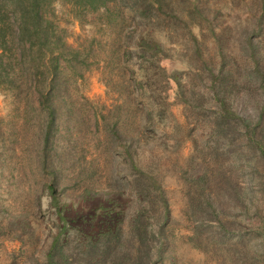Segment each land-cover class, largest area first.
I'll list each match as a JSON object with an SVG mask.
<instances>
[{
    "label": "rangeland",
    "instance_id": "obj_1",
    "mask_svg": "<svg viewBox=\"0 0 264 264\" xmlns=\"http://www.w3.org/2000/svg\"><path fill=\"white\" fill-rule=\"evenodd\" d=\"M63 3L57 24L89 64L46 144L47 111L0 90V264H51L54 243L66 264H134L138 215L154 234L149 264H264V155L241 125L215 150L211 124L223 102L261 115L264 133V75L247 86L249 41L264 73V0H149L106 31ZM219 69L225 95L209 84ZM95 239L111 249L88 263Z\"/></svg>",
    "mask_w": 264,
    "mask_h": 264
},
{
    "label": "trees",
    "instance_id": "obj_2",
    "mask_svg": "<svg viewBox=\"0 0 264 264\" xmlns=\"http://www.w3.org/2000/svg\"><path fill=\"white\" fill-rule=\"evenodd\" d=\"M57 0H0V90L12 93L15 98L23 101L25 107L31 109H42L47 111L49 118L45 125L43 135L44 144L50 138V128L55 123L57 108L60 106L59 100L65 97L64 88L68 81L76 82V78L81 76V68L87 67L88 56L85 47H72L67 44L66 32L57 24V17L53 3ZM64 5L70 7L73 15L81 22L85 23L92 17L91 24L99 26L103 31L108 30L117 21L128 24L126 17H123L122 10L134 9L136 5L149 7V0H139L141 3H132V0H62ZM158 3V1H157ZM132 18V14L129 15ZM130 20V19H129ZM251 55L253 59L251 73L243 84L250 80L254 81L263 77L264 73L259 65L256 56L255 46L249 41ZM217 74H213L209 81L214 94H226L231 84L228 79ZM225 76V75H224ZM66 103L74 106L75 102L69 98ZM64 101V104H65ZM222 104V105H221ZM221 106L216 114L211 118V124L216 130V148L219 145V138H225L237 132L236 125L243 128V137L249 146H257L264 155V133L261 128V115L254 117L243 116L229 104L221 102ZM231 138V137H230ZM201 179V177H200ZM137 192H141V180L136 179L132 183ZM55 188L50 185L53 192V199H57ZM203 198V196H202ZM204 200V198H203ZM205 202L213 215H216V204L213 197L205 198ZM153 204L150 199L148 205ZM166 212L164 221L158 227V233L164 227V222L168 220ZM102 225L103 223L100 222ZM133 227V245L138 249L132 253L134 264H149L151 262L153 232L148 229L145 221H140V216L135 218ZM102 229V228H101ZM107 234V233H106ZM157 234V233H156ZM86 245L88 252V263L97 258L100 254V245L105 246V253H101L100 261H103L111 249L108 240L104 242L95 239ZM55 247V243L53 244ZM53 245L47 252V261L51 264H66L62 254L53 251ZM97 262V261H96Z\"/></svg>",
    "mask_w": 264,
    "mask_h": 264
}]
</instances>
